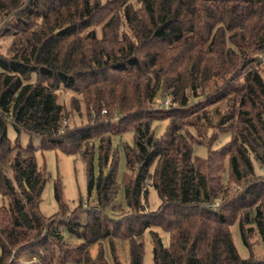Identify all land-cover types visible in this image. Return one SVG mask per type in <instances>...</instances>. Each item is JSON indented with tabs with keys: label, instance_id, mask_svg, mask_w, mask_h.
<instances>
[{
	"label": "trees",
	"instance_id": "trees-1",
	"mask_svg": "<svg viewBox=\"0 0 264 264\" xmlns=\"http://www.w3.org/2000/svg\"><path fill=\"white\" fill-rule=\"evenodd\" d=\"M0 37L12 39L0 51V264H25V251L41 262L57 253L61 262L109 264L103 247L95 258L89 247L114 237L129 242V264H144L138 238L147 230L153 264H264L242 258L231 232L238 224L248 250L255 234L264 245V0H0ZM61 89L81 97L70 107L84 106L86 123L62 127ZM223 103L227 112L213 122L210 111ZM157 121L168 123L160 138ZM9 126L41 146L21 148ZM131 130L130 212L112 218L102 212L119 189L112 137ZM211 130L230 141L215 149L210 137L201 158L194 147ZM37 149L79 155L99 207L70 211L58 182L59 210L44 216L48 176ZM148 184L161 199L155 211L143 204ZM58 227L78 244H66Z\"/></svg>",
	"mask_w": 264,
	"mask_h": 264
},
{
	"label": "rangeland",
	"instance_id": "rangeland-1",
	"mask_svg": "<svg viewBox=\"0 0 264 264\" xmlns=\"http://www.w3.org/2000/svg\"><path fill=\"white\" fill-rule=\"evenodd\" d=\"M103 3L107 0H102ZM12 39L8 37H0V51L2 53H7V49ZM262 75L264 77V65L261 66ZM214 88V87H213ZM60 103L66 107L68 118L66 121L62 122V127L65 125L69 127L79 126L83 123H86L87 117L85 113V108L82 106L80 111L72 110L70 107L71 99L73 97L81 98L75 93L67 90L61 89L60 92ZM228 104L223 103L220 105L219 111L212 109L209 113L213 122H217L221 117L227 112ZM167 121H157L153 125L156 137L160 138L166 130ZM195 133V132H194ZM214 136V148H220L223 145L227 144L230 141V134H224L218 130H211L208 132V136L204 138V146H195L194 153L195 155L205 158L208 153L207 141L209 138ZM8 137L10 140L15 143L18 140L21 148L25 149L29 146L38 148L42 144V140L38 137H31L28 133L22 132L18 134L11 126L8 127ZM135 144V132L133 130L128 131L120 136L112 137V151L116 152L117 155V182L119 185L118 193L116 199L113 203L107 208L102 209V212L108 214L112 218H119L122 215L130 212L129 208L125 203V190L123 185V177L126 172V156H125V145L134 146ZM95 166L96 174L98 175V149L97 144L95 147ZM15 153L12 155L14 156ZM36 160L38 166L45 170L48 181L42 192V200L40 204L41 213L46 217H51L55 215L58 210V203L55 198V185L59 182L61 185L62 199L69 205L70 211L75 210L76 207L81 204L84 208H93L99 207L97 201V193L93 191L90 195L87 189V174H86V164L84 160L79 155H68L59 150H42L37 149L35 152ZM12 158V157H11ZM10 158V159H11ZM5 170L7 171L8 176L13 177V172L9 168V162L4 164ZM104 169H109L106 166ZM264 173V169L259 171V174ZM228 180V175L224 177V184ZM148 193L147 197L143 199V204L145 205L146 211H155L161 204V199L157 191L148 184L147 187ZM84 218V217H83ZM58 232L63 234L66 244H78V240L68 233L65 229L57 228ZM153 231H156L165 245L169 246V234L163 231L161 228H153ZM233 241L237 250L242 258L258 260L264 258V245L261 241V238L258 234H255L251 239V249L248 250L242 242L240 230L238 224H235L231 228ZM152 235L151 230L145 231L141 237L138 238V241L144 243V264H153V245H152ZM103 247L105 257L108 260L109 264H115V261L118 260L122 264H129L130 261V248L129 242L122 238H112L105 239L101 242H98L91 247H89V252L93 258H95L99 252V248ZM56 256L53 261L41 262L39 258L29 252H21L19 254V260L22 263L30 264L36 262V264H78L71 261L61 262ZM84 264V263H79Z\"/></svg>",
	"mask_w": 264,
	"mask_h": 264
},
{
	"label": "water",
	"instance_id": "water-1",
	"mask_svg": "<svg viewBox=\"0 0 264 264\" xmlns=\"http://www.w3.org/2000/svg\"><path fill=\"white\" fill-rule=\"evenodd\" d=\"M162 88L163 86H161L159 92H158V99L160 100L161 99V96H162Z\"/></svg>",
	"mask_w": 264,
	"mask_h": 264
}]
</instances>
